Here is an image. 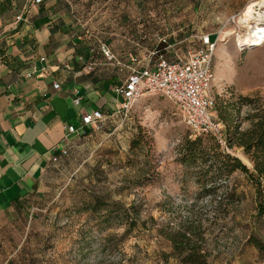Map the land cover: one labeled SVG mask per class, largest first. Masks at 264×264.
<instances>
[{
	"label": "rangeland",
	"instance_id": "rangeland-1",
	"mask_svg": "<svg viewBox=\"0 0 264 264\" xmlns=\"http://www.w3.org/2000/svg\"><path fill=\"white\" fill-rule=\"evenodd\" d=\"M258 10L264 15V7ZM241 13L202 31L217 39L214 114L218 118L227 103L235 106L227 108L229 133L253 107L237 110L241 96L258 98L264 107V44L240 46L250 32L238 23ZM106 115L102 129L71 136L67 155L47 170L19 223L0 225V264H183L169 255L168 235L187 226L208 264H264V251L248 242L264 235L248 176L236 171L206 192L197 180L202 166L181 161L186 140L212 144L209 135L193 134L160 95L140 98L126 114ZM226 152L251 169L241 148ZM95 197L120 206L110 213L111 226H120L103 222L105 205H93Z\"/></svg>",
	"mask_w": 264,
	"mask_h": 264
},
{
	"label": "crops",
	"instance_id": "crops-1",
	"mask_svg": "<svg viewBox=\"0 0 264 264\" xmlns=\"http://www.w3.org/2000/svg\"><path fill=\"white\" fill-rule=\"evenodd\" d=\"M250 1L0 0V225L29 211L67 126L116 111L115 89L154 61L161 40L169 60L185 58L202 31L228 24Z\"/></svg>",
	"mask_w": 264,
	"mask_h": 264
},
{
	"label": "built area",
	"instance_id": "built-area-1",
	"mask_svg": "<svg viewBox=\"0 0 264 264\" xmlns=\"http://www.w3.org/2000/svg\"><path fill=\"white\" fill-rule=\"evenodd\" d=\"M43 1L33 0L36 4ZM199 40L200 45L189 48L185 58L171 61L162 53L153 51L154 61L140 69L133 68L115 89L123 98L116 112L126 114L131 105L140 98L151 95L163 96L175 105L193 134H209L217 140L221 149L229 151L223 125L214 114V98L210 94L214 81L213 54L217 39L205 34L199 36ZM101 50L106 56H110L105 46H101ZM90 68L88 66V69ZM58 86V83L53 84L54 88ZM79 101L80 97L76 96L75 104ZM109 116L100 109L85 113L80 118V128L100 130ZM79 130L72 124L67 126V141L55 147L52 152L51 163L53 165L59 162L61 156L68 153L69 139L73 135H78Z\"/></svg>",
	"mask_w": 264,
	"mask_h": 264
},
{
	"label": "trees",
	"instance_id": "trees-1",
	"mask_svg": "<svg viewBox=\"0 0 264 264\" xmlns=\"http://www.w3.org/2000/svg\"><path fill=\"white\" fill-rule=\"evenodd\" d=\"M161 43H166V41ZM160 44L154 51L162 53L165 56V49L160 47ZM214 102L216 107L215 98ZM231 104L227 103L223 110L219 111L218 120L223 125L227 146L241 148L247 160L250 162L251 169L238 156L231 155L221 149L217 140L209 134L206 135H209L213 139L214 143L212 144L203 145L200 142V138L186 140L182 145L181 161L187 164L199 163L202 166L198 172L197 180L202 184V190L206 192L215 188L216 185L219 186L221 181L227 182L230 176L236 171L247 175L255 188L256 217L262 221V229L264 232V107L262 103H259L258 98L241 96L239 106L236 108L237 110L240 109L241 105L248 107L253 105L242 119L243 123L248 122L249 127L241 130L243 125H236L231 133H229L225 123L229 120L227 108L229 106L235 108ZM66 155L61 156L60 159ZM93 205L100 207V205L103 206L105 203L100 202V199L95 197ZM119 208L120 206H117V204L111 206L106 203L105 207L100 210V212H107L103 222H107L109 227H118L121 225L120 222L112 226L110 224V213L117 211ZM135 224L136 221L132 220L129 226H134ZM195 235V230L191 226L174 231L168 235L172 244V252L169 255L183 264H208L206 254L202 251L201 245L197 241H194L193 236ZM196 240H202V236L196 238ZM248 242L257 250L264 251V235L263 237L253 235L249 237ZM165 256L167 257L168 255Z\"/></svg>",
	"mask_w": 264,
	"mask_h": 264
},
{
	"label": "bare ground",
	"instance_id": "bare-ground-1",
	"mask_svg": "<svg viewBox=\"0 0 264 264\" xmlns=\"http://www.w3.org/2000/svg\"><path fill=\"white\" fill-rule=\"evenodd\" d=\"M262 7H264V0L253 1L244 8L239 16L238 23L245 24L250 31L243 41L245 45H241L239 42L240 46H262L264 44L262 42L264 41V15L258 10Z\"/></svg>",
	"mask_w": 264,
	"mask_h": 264
}]
</instances>
